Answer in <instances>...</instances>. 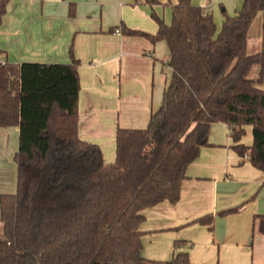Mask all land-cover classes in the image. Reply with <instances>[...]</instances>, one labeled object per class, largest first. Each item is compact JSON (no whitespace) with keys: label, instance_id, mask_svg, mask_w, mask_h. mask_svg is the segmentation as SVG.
<instances>
[{"label":"trees","instance_id":"obj_1","mask_svg":"<svg viewBox=\"0 0 264 264\" xmlns=\"http://www.w3.org/2000/svg\"><path fill=\"white\" fill-rule=\"evenodd\" d=\"M7 2L0 0V22ZM172 12L171 24L153 13L156 34L128 30L166 40L173 72L148 126L118 129L114 162L79 135L77 58L22 64L0 58V126L20 127L17 191L0 197V264H194L187 252L166 261L143 256V210L180 199L187 168L209 145L214 122L227 123L234 148L264 171V0H244L220 30L192 0H178ZM259 12L263 42L252 54L248 33ZM247 125L251 146L240 143Z\"/></svg>","mask_w":264,"mask_h":264},{"label":"crops","instance_id":"obj_2","mask_svg":"<svg viewBox=\"0 0 264 264\" xmlns=\"http://www.w3.org/2000/svg\"><path fill=\"white\" fill-rule=\"evenodd\" d=\"M158 1L8 0L0 22L3 60L80 61L79 135L100 145L106 162L116 160L119 128L148 126L172 77L167 41L128 32L156 34L153 13L172 23L178 0ZM214 1L228 4L233 15L244 3ZM192 2L210 10L207 0ZM245 129L240 143L251 146L253 127ZM19 132V125L0 126V197L17 191ZM235 144L230 126L214 122L209 145L187 168L180 199L143 210L145 258L166 261L187 252L194 264H264V171ZM230 209L237 210L220 214ZM208 215H214L212 225L197 222Z\"/></svg>","mask_w":264,"mask_h":264},{"label":"rangeland","instance_id":"obj_3","mask_svg":"<svg viewBox=\"0 0 264 264\" xmlns=\"http://www.w3.org/2000/svg\"><path fill=\"white\" fill-rule=\"evenodd\" d=\"M243 1V0H242ZM210 5L209 12L213 14L215 23L222 28L226 16H233V10H231L228 4L224 2H216L214 0H207ZM217 26V27H218ZM263 12H259L254 19L250 31H249V53H255L259 51V44L263 42ZM259 72V65H255L250 73L251 77H256ZM3 237L2 226L0 225V238Z\"/></svg>","mask_w":264,"mask_h":264},{"label":"built area","instance_id":"obj_4","mask_svg":"<svg viewBox=\"0 0 264 264\" xmlns=\"http://www.w3.org/2000/svg\"><path fill=\"white\" fill-rule=\"evenodd\" d=\"M119 31V30H118ZM245 157H249L248 155H245Z\"/></svg>","mask_w":264,"mask_h":264}]
</instances>
